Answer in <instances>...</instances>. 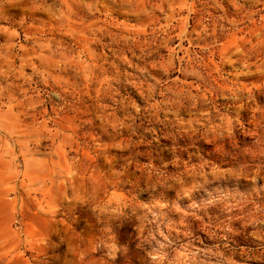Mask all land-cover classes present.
Segmentation results:
<instances>
[{
	"label": "rangeland",
	"instance_id": "obj_1",
	"mask_svg": "<svg viewBox=\"0 0 264 264\" xmlns=\"http://www.w3.org/2000/svg\"><path fill=\"white\" fill-rule=\"evenodd\" d=\"M0 264H264V0H0Z\"/></svg>",
	"mask_w": 264,
	"mask_h": 264
}]
</instances>
